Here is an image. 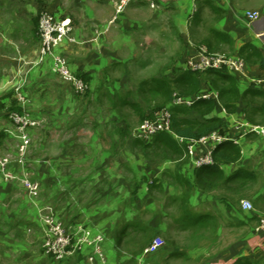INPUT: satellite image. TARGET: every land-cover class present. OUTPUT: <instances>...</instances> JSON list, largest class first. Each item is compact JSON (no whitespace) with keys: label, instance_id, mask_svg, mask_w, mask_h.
<instances>
[{"label":"crops","instance_id":"crops-1","mask_svg":"<svg viewBox=\"0 0 264 264\" xmlns=\"http://www.w3.org/2000/svg\"><path fill=\"white\" fill-rule=\"evenodd\" d=\"M54 1L61 3V0ZM54 1H49L48 4L46 0H28L25 3L30 4H24L26 5L25 10L27 12V6L35 7L38 11L44 8L57 19H64L67 15L72 16L71 8L70 11L66 9L62 11L59 2L56 5ZM91 1L93 3H90ZM87 2L91 5H87ZM119 2L120 0H80L79 7L83 9L81 11L88 18V27L77 25L78 20H84V15L80 17L74 14L73 16L74 24H76L75 37L79 40L81 37L93 39L94 36V40L89 43L92 44L90 48L93 51L88 55V66L79 64L82 58L76 55L70 56V53L67 55H69L75 75L91 74V85L105 84L102 83L104 80L99 75L104 72V78H107L106 71L110 66L119 65L122 63L121 60H131L139 54L147 53L145 49L147 47L141 41L142 39L163 36L173 41L176 37L182 44L179 47L180 57L173 61V69L183 70L181 63L189 57H194L200 47L204 46L210 52H222L245 60L247 64L244 76L235 77L241 94L248 88L262 87L264 90V83L258 88L255 83L264 81V70L259 67L258 58L253 56L256 53L264 57V0H158V7L155 10H151L145 3L132 2L120 14H116L115 10ZM15 4L19 5L20 2L16 0ZM25 10L23 7V10H18L16 13L22 15ZM246 12L259 13V19L254 22L249 21ZM110 24L112 25L108 31L101 30ZM246 45H250L252 49L245 50L241 55L240 51ZM69 46H61L57 52L64 53V49ZM73 46L71 45V47ZM152 46L159 49V45H155L154 41ZM171 52H176V50ZM140 56L138 58L142 60L143 57ZM145 62L148 63V61ZM50 73H53L51 68ZM207 85L208 82L202 80L201 94H216ZM260 97L262 95L249 94L244 101L238 102L237 111L231 114L226 113L217 104L210 116L221 118L226 132L234 136L236 132L233 129L236 123L246 120V114L250 116L254 114L253 109L257 105H254L253 102H257V98ZM68 126H71L73 133L76 132L75 125L68 124ZM118 128L121 127H101L109 137H111L110 133H113L116 140ZM62 130L65 128L60 127V132H63ZM247 137L258 136L252 134L240 137V144L237 146L241 150V159L235 164L221 167L226 177H234L231 183H226V185L244 183L245 177L253 178L248 182L254 180L264 182V143L259 146L258 143L248 142ZM121 143L120 150L123 152L120 151L119 156L113 157L114 154H109L110 147L108 149L104 147L102 137L98 136V129L91 130L85 143H78L79 145L74 143L73 145V147H77L75 149H78L81 157L75 153L71 155L66 153V155L65 149L62 148L65 155L58 156L55 159L56 162L52 163L54 167H62V172L55 173L59 168H53L52 171H49L50 173L46 171V181L55 183L50 189L54 193V197L72 192L73 196L77 198L76 203H80V207L85 208L84 211L80 207L78 208L77 217L83 221L74 223H69L64 219L68 222L66 223L61 219V213L68 218L66 207L55 208L58 219L63 221L66 229H71L73 225H83L103 233L105 236L104 252L107 259L119 264H177V262L192 264L194 261L196 264H234L239 259L247 260L253 264H264V229L258 230L259 225L264 222V185L257 194L261 201V207L258 210L246 211L248 214L241 217L237 211L229 208L232 210L230 217L226 219L222 217L223 220L217 219L214 225L209 226L210 229H216L215 244H220L221 247L223 245L226 248L219 249L212 256L206 254V259L203 261L197 262L196 256L194 257L185 250L182 253L177 251L170 240L164 241V247L152 252L151 256L123 254L126 242L134 239L136 234L153 232L154 229L163 230L164 224L161 225L162 218L153 220L148 216V218L145 217L146 209L139 200L137 207L133 208L136 209V212L130 216L128 201L130 195L133 194L130 190L131 180L140 181L138 176L144 179L138 184L140 191L136 190L134 195L137 194L138 199L146 200L149 190L144 181L147 179L150 183V178H156L159 172L157 174L154 173L155 171L150 172L148 161L136 158L134 154H131L132 157L129 158L130 154L127 155V152L131 153L129 143L123 141ZM86 145L87 147H85ZM85 150L88 151V154ZM250 162L254 163L249 164ZM188 167L196 169L192 163ZM191 171V173H186L189 178L193 174V170ZM245 173L248 175L246 176ZM258 173L261 175L260 178ZM43 176L45 175L43 174L41 177ZM3 182L5 184H3L4 189H0V205H5V207H0L2 216L0 217V264H49L51 258L42 251L43 231L38 222L36 210L31 208L33 206L26 198L25 193L16 199V194L11 190L10 185L4 180ZM64 189L65 191H63ZM146 202H150V198ZM6 210L8 212H5ZM5 214L9 215L5 216ZM81 214L86 216L81 218ZM225 229L232 230L231 236H233L227 242L224 238ZM242 229H246L247 233L243 237L236 235L241 233ZM151 238L147 239V246L150 244ZM180 253L181 255H179Z\"/></svg>","mask_w":264,"mask_h":264},{"label":"rangeland","instance_id":"rangeland-1","mask_svg":"<svg viewBox=\"0 0 264 264\" xmlns=\"http://www.w3.org/2000/svg\"><path fill=\"white\" fill-rule=\"evenodd\" d=\"M15 1L0 0V132H5L6 134L0 146V158H8L13 163L17 155L18 141L9 134L10 131L14 130L10 114L15 112L11 111L14 106L13 103L16 101L13 91L22 82L24 83V86L22 85L23 94L28 100L25 112L29 114L30 118L40 123L37 128L30 131V145L24 157V171L27 177L39 185V194L36 199L38 206L50 207L55 215L57 211L55 208L66 207L68 218L63 213L60 214L64 222H82L83 220L77 217L78 208L80 207V203H76L77 198L73 196L72 192L59 196L56 194L58 197H54V193L50 189L55 183H48L45 178L46 174L47 172L50 173L49 171H52L53 168H59L55 171L56 174L58 171L62 172V167L52 166L58 156L63 157L66 153L70 155L75 153L81 157L78 149H75L77 147H73V145L74 143L77 145H79L78 143H85L86 138L91 134V130L95 131L98 129V136L102 137L104 147L107 149L110 147L108 149L109 154H114L112 155L113 157L119 156L123 152L120 150L122 143L119 137H116V140L113 133H110L111 137H109L101 127L120 126L127 129L128 136L121 139L123 142L129 143L131 147V153L127 152V155L130 154L129 158L134 154L136 158L148 161L150 172L155 171V174L159 172L156 178H150V183H148L147 179L144 181L149 190V197L147 196L146 200L143 198L138 199L137 194L130 195L128 201L130 216L133 215V212H136V209L134 210L133 208H136L137 203L141 201V205L145 207L147 212L145 217L148 216L149 219L153 220L162 218L161 225L164 224L163 230L154 229L155 231L153 230V232L136 234L134 239L126 242L123 247V254L147 256L164 247L166 240L167 242L170 240L177 251L181 253L183 250L189 252L194 257L196 256L198 262L206 259V254L212 256L219 249L226 248L223 245L221 247L220 244H215L214 233L216 229H210L209 226L214 225L217 219L230 217L231 209L237 211L241 217H244V214H248L241 209V201L250 202L253 207L252 211L258 210L261 207V201L257 194L263 187L264 182L262 180H254L230 185L215 182L211 187L195 188L189 191L188 186L180 185L176 180V177L186 178V173H191V170L194 171L192 167H188L191 163L188 159L181 156L176 158V161L172 160L174 158L172 151L168 150V152H165L160 149L163 147L161 143L156 145L153 140L148 142V144L134 143L129 136V133L141 123L139 115L134 111L132 105L139 104L153 111L154 92L151 91V89H154L153 80H174L179 73L178 71L180 70H175L173 69L174 66H172L174 59L180 57L179 47L182 44L179 40L176 37H174V41L163 36L159 38L145 37L141 41L147 47L145 48L147 53L142 54L143 56L139 54L131 60H121L122 63L119 65L110 66L109 70L106 71L107 78H104V72L99 75L104 80L102 83L105 84L91 85L87 93L79 95L70 84L63 82L55 73H50L51 65L49 59L43 65L36 66L34 64L37 61V57H39L41 47L39 36L36 35L35 25L33 24V19L38 16L39 12L35 7L29 8L31 6H27L28 10L26 12L25 7L30 4L25 3L28 0H18L20 2L19 5H16ZM49 1L54 0H46L48 4ZM54 2L57 5L59 1ZM90 3L93 2L91 1ZM59 5L62 11L71 8V11H69L72 16L67 15L66 18L73 23L75 34L76 24H74L73 16L74 14L80 17L84 15V12L81 11L83 9L79 7L80 0H61ZM87 5L91 4L87 2ZM23 7L25 13L22 12V15L16 13L18 10H23ZM84 17V20H76L77 25L88 27V18L85 15ZM112 24L101 30H104L103 32L108 31ZM91 40H94V36L93 39L81 37L77 40L78 44L73 47L70 44H64V46H70L64 49L63 54L56 52L65 59L71 73H73V69L69 55H76L82 58L79 64L89 65L88 55L93 51L90 48L92 44H89ZM153 41L155 45H159V49L152 46ZM173 50H176V52H171ZM67 53L70 54L67 55ZM220 54L231 56L222 52ZM139 56L143 57L144 60H140ZM145 61H148V63ZM186 61L181 63L183 70L187 69ZM120 100L126 101V105H121ZM253 104L263 105L264 97L257 98V102H253ZM79 112L80 114H78ZM254 120L259 125H264V115L258 114L254 117ZM68 124L76 126L75 133L72 132V128ZM60 127L65 128V130L60 132ZM246 140L255 144L258 143L259 146L264 143V137L259 136L247 137ZM62 148L65 149V154ZM85 152L88 154V151L85 150ZM252 163L254 162L249 164ZM10 171L14 176L19 177L21 174V168L17 164H13ZM43 174L45 176L41 177ZM258 176L259 178L261 177L259 173ZM138 178H140L138 182L131 180L130 190L132 192L134 190L140 191L138 184L144 179L139 176ZM3 180L4 178L0 173L1 190L4 189L3 184L5 183ZM5 182L15 192L16 199H19L20 195L25 193L24 186L19 181ZM149 198L150 202H146ZM187 199L189 202H186ZM83 200L85 202V199ZM31 205L33 206L31 208L36 210L37 215V209L32 203ZM0 207H5V205H0ZM80 209L82 211L85 210L82 207ZM5 212H8V210ZM8 215L5 214V216ZM82 216L86 215L81 214L80 217L82 218ZM0 217L2 216L0 215ZM208 228L209 230H207ZM245 233H247L246 229H242L239 234L235 232L236 235H241V237ZM231 234L232 230L225 229L224 238L226 242L233 238ZM150 237L152 238L147 246V239ZM213 243L215 245H210ZM77 262H79V259L70 261L72 264ZM53 263L49 259V264ZM177 264H180V262H177ZM192 264H196V261L192 262Z\"/></svg>","mask_w":264,"mask_h":264},{"label":"built area","instance_id":"built-area-1","mask_svg":"<svg viewBox=\"0 0 264 264\" xmlns=\"http://www.w3.org/2000/svg\"><path fill=\"white\" fill-rule=\"evenodd\" d=\"M132 2L145 3L151 10L158 7V0H120L115 10L116 14H120ZM259 16L257 12H246V17L251 22L257 21ZM37 30L41 47L39 57L34 64L36 66L43 65L49 59L53 73L63 82L70 84L77 94H84L87 85L70 72L65 59L56 53L57 49L64 44H78L71 20L68 18L57 19L51 13L43 12L38 18ZM186 68L199 73L226 69L232 74L244 76L245 62L240 57L225 56L220 53L210 54L206 47L202 46L194 57L186 61ZM255 83L261 86L264 81ZM22 85L24 86V83L21 82L13 91L15 99L22 109V114L16 112L10 114L14 130L10 131L9 134L18 141L17 155L13 163L8 158H0V173L5 181H19L24 186L26 198L37 209V219L43 231V253L56 264H72L70 261H76L80 257V261L75 264H119L107 259L104 252L105 236L103 233L83 225H76L68 230L50 207L38 206L36 199L39 194V185L27 177L24 171V157L30 145V131L37 128L40 123L30 118L29 114L25 112L28 100L23 94ZM211 97L217 98V95L215 93L202 94L195 100ZM174 103L190 106L193 100L175 98ZM170 125L171 115L164 109L156 112L152 120L142 121L131 131V137L148 142L159 133L172 134ZM233 130L236 132L234 136L228 133L213 132L198 139H185L172 135L178 144L184 145L185 156L189 158L193 166L201 168L214 164L213 152L224 143L231 142L239 145L240 137L252 134L264 137V125L252 124L246 120L236 123ZM13 164H17L21 168L19 177L14 176L10 171ZM240 206L244 211L253 210L248 201H241ZM260 229H264V222L259 225L258 230Z\"/></svg>","mask_w":264,"mask_h":264},{"label":"trees","instance_id":"trees-1","mask_svg":"<svg viewBox=\"0 0 264 264\" xmlns=\"http://www.w3.org/2000/svg\"><path fill=\"white\" fill-rule=\"evenodd\" d=\"M38 12H39L38 16L33 19L36 35H38V31H37L38 18L40 14L46 12V10L44 8H41ZM206 49L208 53L214 54L213 52H210L208 48ZM247 49H252V47L250 45L244 46L241 49L240 54L242 55ZM253 56H256L258 58L257 61L259 67L262 70H264V57L256 53H254ZM178 72L179 73L172 81L168 79L153 80L154 89H151V91L154 92L153 111H150V108L148 109V107H142L139 104L132 105L134 111L139 115L140 122L147 119L152 120L156 112L165 109L171 115L170 129L173 135L183 137L185 139H198L200 137L207 136L208 134L213 132L225 134L227 132L225 130L222 119L218 117L210 116L213 110L216 109L217 104H219L226 113L231 114L237 111L238 102L241 100L244 101L249 94L253 96L262 95V97H264V90L262 87L260 88L257 87L258 89L248 88L244 93L241 94L238 89L237 80L235 78L238 75L232 74L226 69L208 70L201 73L193 72L186 69V70H180ZM75 76L87 85V90L85 92L87 93L91 87V80H92L91 74L82 73V74H76ZM202 80H206L208 82L207 87L216 92L217 98L211 97L208 99L195 100L196 97L202 95L200 92ZM84 94H79V95H84ZM175 98L192 99L193 103L190 106H186L184 104L176 105L174 103ZM13 104L14 106L11 109V111H15L16 113L22 114V109L17 103V101H15ZM120 104L126 105V101L120 100ZM253 113L254 114L252 116L248 114L245 115L246 121L252 124H259L255 122L254 116L256 114L264 115V104L257 105L253 109ZM172 134L159 133L155 135L151 140H153V143L156 145H158V143H161L163 147L160 149H162L163 151L165 152H168V150L172 151V155H174V158L172 160H175L176 158H180L181 156L189 160V158L185 156L186 150L184 145L178 144ZM117 135L119 137V140L122 141L121 138H125L126 136H128L127 129L122 127L121 129L118 130ZM129 136L130 138H132L131 133H129ZM5 137H6L5 132H0V146L2 144L3 139H5ZM133 141L134 143L138 142V143H146V144L150 142V141L144 142L137 139H133ZM240 159H241L240 147L231 142L224 143L213 152V161H214L213 165L196 168L193 171L191 178L176 177V180L180 185L188 186L189 191H192V189L195 188L202 189L203 187H207V188L211 187V185L215 184V182L222 184L231 183L234 177L233 178L232 176L226 177L221 167L235 164ZM245 175L247 176L248 174L245 173ZM249 179H253V178L245 177L244 180L248 181ZM134 192L133 194H135ZM186 202H189V200L187 199ZM234 264H253V263L244 259H239Z\"/></svg>","mask_w":264,"mask_h":264}]
</instances>
